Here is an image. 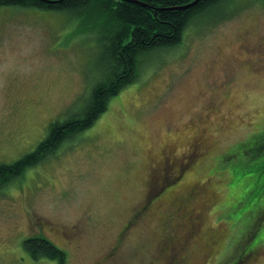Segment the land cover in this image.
I'll return each mask as SVG.
<instances>
[{"label": "rangeland", "instance_id": "rangeland-1", "mask_svg": "<svg viewBox=\"0 0 264 264\" xmlns=\"http://www.w3.org/2000/svg\"><path fill=\"white\" fill-rule=\"evenodd\" d=\"M89 29L66 13L0 7V164L32 152L90 95ZM263 136L264 0H226L149 56L89 129L0 190V264H59L30 257L23 241L35 236L65 264H171L170 248L176 264H264V243L244 255L264 209L237 220L231 189L234 169L264 160ZM195 142V166L160 195L165 157ZM191 185L201 193L185 198ZM180 202L203 214L190 242Z\"/></svg>", "mask_w": 264, "mask_h": 264}, {"label": "trees", "instance_id": "trees-1", "mask_svg": "<svg viewBox=\"0 0 264 264\" xmlns=\"http://www.w3.org/2000/svg\"><path fill=\"white\" fill-rule=\"evenodd\" d=\"M193 1L0 0V7L69 14L82 28L90 25L89 33L96 37L99 48L94 67L97 76L90 95L76 113L63 121L52 122L47 136L32 152L12 163L0 164V190L48 159L65 142L89 129L106 112L110 100L138 80L149 56L180 44L194 21L201 20L208 10L226 0H200L195 6L180 9ZM246 168L232 172L234 209L244 205L237 213V220L262 211L261 218L264 215V160L252 162ZM248 174L252 176L248 178ZM252 237L254 243L250 249L264 243V227L258 228ZM23 248L35 261L47 259L65 264L67 260L66 253L45 237L26 238Z\"/></svg>", "mask_w": 264, "mask_h": 264}, {"label": "flooded vegetation", "instance_id": "flooded-vegetation-1", "mask_svg": "<svg viewBox=\"0 0 264 264\" xmlns=\"http://www.w3.org/2000/svg\"><path fill=\"white\" fill-rule=\"evenodd\" d=\"M201 152H202L201 144L198 142H195L192 145V148H190L186 152V154H183L180 157L169 156V155L165 157V160H166V162H164L165 165H163L161 173L156 176L158 178L157 182L158 183L160 182V185L158 188L160 195L161 193L164 194L165 192H167V194H172L174 192V190L178 187V181L181 180L185 172L188 169H191L193 166H195L196 160L198 157H200ZM154 182H156V179ZM186 190H187V187H186ZM200 193L201 191L198 187H196V185H191L188 187V191L184 193V197L186 198L187 197L186 195H188L189 197L187 198H190V197H193L192 195L194 194L195 195L198 194L197 196H199ZM179 206L178 207L181 210L185 208L184 204H182L181 202ZM182 218L185 220V223L183 225H186V227L187 225L191 226L190 229L187 230L185 228L183 231L185 235L184 241L186 242L189 240L190 242L191 239L199 237L201 222L203 220L202 212L193 210V209L187 210V207H186L184 209V215ZM168 235L169 236L167 237V239L164 240V243L166 242L167 244L173 241V236L171 235V232H169ZM255 250H256V247L253 249H248L247 252L244 254L245 258H250L251 255H255V252H256ZM170 251H171L170 252L171 254L173 253L171 264H176L175 259L178 258L177 257L178 254L172 248H170ZM112 255L113 253L109 254L108 257H112ZM111 259L112 258H108L107 260H105V262L111 263Z\"/></svg>", "mask_w": 264, "mask_h": 264}, {"label": "water", "instance_id": "water-1", "mask_svg": "<svg viewBox=\"0 0 264 264\" xmlns=\"http://www.w3.org/2000/svg\"><path fill=\"white\" fill-rule=\"evenodd\" d=\"M199 1L200 0H194L193 2L189 3L188 5L181 7L180 9H186V8H190L192 6H195L196 4H198Z\"/></svg>", "mask_w": 264, "mask_h": 264}]
</instances>
